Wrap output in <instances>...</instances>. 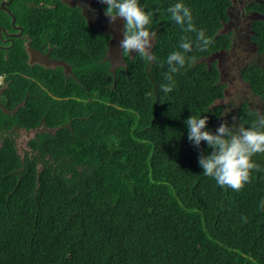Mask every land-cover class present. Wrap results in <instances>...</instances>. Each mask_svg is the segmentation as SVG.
Masks as SVG:
<instances>
[{
  "label": "trees",
  "instance_id": "1",
  "mask_svg": "<svg viewBox=\"0 0 264 264\" xmlns=\"http://www.w3.org/2000/svg\"><path fill=\"white\" fill-rule=\"evenodd\" d=\"M138 2L154 13L155 61L123 53L125 65L112 68L109 36L97 38L68 13L47 26L61 31L54 53L72 75L28 65L21 40L0 51L8 81L0 87V133L8 130L0 143V264H264V153L252 157L258 170L241 190L221 187L198 164L212 149L194 146L185 123L207 116L215 133L224 122L248 127L264 117V63L241 70L261 108L245 103L235 121H220L225 85L217 63L203 59L230 46L220 31L230 0ZM176 2L212 44L193 46L166 94L167 56L182 36L195 38L167 12ZM23 8L16 14L36 23L38 9ZM6 17L0 12V26ZM254 29L264 53V23ZM16 128L44 129L23 158Z\"/></svg>",
  "mask_w": 264,
  "mask_h": 264
},
{
  "label": "clouds",
  "instance_id": "2",
  "mask_svg": "<svg viewBox=\"0 0 264 264\" xmlns=\"http://www.w3.org/2000/svg\"><path fill=\"white\" fill-rule=\"evenodd\" d=\"M100 2L106 5L105 16L109 19L110 24L115 25L117 18L123 20V27L120 29L122 38L118 43V52H121L122 56L123 53L135 52L143 59L155 61L157 58L150 54L149 31L154 13L146 12L139 5L138 0H100ZM94 12L95 9H93ZM167 12L183 32L194 33L195 38L182 36L178 46L179 50L173 51L167 56L165 63L168 68L164 76L166 83L160 85L161 90L166 94L175 87L174 74L185 66L186 54L193 50V46L195 45L197 49L203 51L212 44V38L205 35V30L197 29L193 23L191 10L184 3L176 2L172 4L167 8ZM113 31H116L115 27ZM154 34L151 33V35ZM218 53L220 52L214 54ZM214 58L213 61L207 64L212 65L215 63ZM216 63L218 68L219 63ZM218 69L220 82L222 83V74L220 68ZM0 79L3 80L2 77ZM245 83L247 82L245 81ZM151 94V92L146 93L148 96H151ZM233 120L235 121L236 117H233ZM207 121V116L201 118V116L196 115H191L185 121L188 128V140L197 148H199L202 141H206L208 147L212 149L210 154L201 153L198 156V164L203 169V175L214 178L221 187L239 191L246 183L250 182L252 170H258V165L253 162L252 157L256 153H264V117L254 121L248 127H245L244 124L236 126L235 123L229 126L227 122H224L217 127L215 133L207 129ZM32 131L36 130L30 132ZM28 151L30 152L29 148ZM260 209L264 210V199L260 201ZM241 219L242 222H247L246 217L242 216Z\"/></svg>",
  "mask_w": 264,
  "mask_h": 264
},
{
  "label": "flooded vegetation",
  "instance_id": "3",
  "mask_svg": "<svg viewBox=\"0 0 264 264\" xmlns=\"http://www.w3.org/2000/svg\"><path fill=\"white\" fill-rule=\"evenodd\" d=\"M230 2V7L227 10V20L223 22L220 30L223 34L229 36L230 46L228 49L219 52L225 55L232 52L237 46L244 47L245 51L254 49L256 52L254 57L258 58L255 64L262 65L264 53L260 51L258 34L254 27L260 22L264 23V12H262L264 0H230ZM24 5L34 7L35 10L38 9L35 15L36 23L31 22L29 17L24 18L16 14L15 9H22ZM105 8L106 5L101 3L100 0H30V2L28 0H0V12L7 16V21H4V25L0 26V51L8 52L11 47L18 43L17 40H21L22 46L28 54V65H38L41 68L51 70L62 68L63 73L68 77L72 75V67L70 66L71 71L66 72L63 67L55 64L57 61H64L57 58L59 55L54 53L57 48V38L61 31L56 27H48L47 21L50 22L52 15L60 18L63 14L68 13L83 23L92 33H95L97 38L108 35L110 40L108 41L109 49L106 53V59L111 51L116 52L117 50L120 27L118 20L115 25L109 23V19L105 16ZM93 9H95L94 13ZM260 16H262V19H257ZM114 27L116 31H113ZM34 33L38 35L36 40L34 39ZM30 50L40 53L39 58L44 63H35L30 55ZM5 59H8V54H6ZM252 63L249 62L246 65ZM47 64L52 65L47 67ZM5 75L0 76L3 78L0 81V87L3 90L8 88ZM5 135H8V130Z\"/></svg>",
  "mask_w": 264,
  "mask_h": 264
},
{
  "label": "rangeland",
  "instance_id": "4",
  "mask_svg": "<svg viewBox=\"0 0 264 264\" xmlns=\"http://www.w3.org/2000/svg\"><path fill=\"white\" fill-rule=\"evenodd\" d=\"M121 38L122 37H120V39ZM150 40L152 48V45L155 41L153 35L150 37ZM243 49L245 48L239 47L238 53L232 57L231 60H226L224 62L222 61L220 63L222 83L226 86V96L216 104L223 107L224 119L233 120V117L237 118L238 107L243 103L249 104L253 109H260L263 105V100L260 97L254 95L250 86L241 78L240 73L243 67L249 62L256 63L255 61L258 59L254 57V54L256 53L254 49H250V51H245ZM134 53L135 52L130 53V55L132 56ZM229 56H231V54L224 56V58ZM106 61L111 63L112 68L125 65L123 56L121 55V52H118V50H116V52L111 51V53L108 54ZM43 130V128L32 132H27L18 128L13 130L15 132L13 137L16 140L18 151L22 158L24 157L25 152H28V141L35 136L37 131L41 132ZM5 136V134L0 133V143Z\"/></svg>",
  "mask_w": 264,
  "mask_h": 264
},
{
  "label": "water",
  "instance_id": "5",
  "mask_svg": "<svg viewBox=\"0 0 264 264\" xmlns=\"http://www.w3.org/2000/svg\"><path fill=\"white\" fill-rule=\"evenodd\" d=\"M257 19H262V16L258 17ZM118 22H119V27L120 29H122L123 27V20L122 18H117ZM221 34H223L221 32ZM119 36V41H120V37H122V32L120 31V34L118 35ZM155 42V41H154ZM154 45V44H153ZM152 45V47H153ZM238 48L239 46H237V48H235L232 52H229L225 55H222V53H218V54H214L212 57L208 58V59H204L203 61L206 62V63H210L211 61H213V58L215 57V55H217L214 59L215 61H218L219 62V65H218V68H220V63L223 61H226V60H231L232 57H234L237 53H238ZM152 49V48H151ZM150 49V51H151ZM244 50V49H243ZM39 54L38 52L34 51V50H30V55L31 57L33 58V61H35V63H44L43 61H41V59L39 58ZM228 54H231V56L227 57V58H224V56L228 55ZM122 55V53H121ZM133 55V54H132ZM55 64L59 67H63L65 69V71L69 72L71 71V69L69 68V66L65 63V62H62V61H57L55 62ZM52 64H47V67H51ZM224 95L226 96V92L224 93ZM224 96V97H225ZM220 101V100H219ZM218 102V101H217ZM216 102V103H217ZM224 118L222 116V118L220 119V121H223Z\"/></svg>",
  "mask_w": 264,
  "mask_h": 264
},
{
  "label": "crops",
  "instance_id": "6",
  "mask_svg": "<svg viewBox=\"0 0 264 264\" xmlns=\"http://www.w3.org/2000/svg\"><path fill=\"white\" fill-rule=\"evenodd\" d=\"M1 80V79H0Z\"/></svg>",
  "mask_w": 264,
  "mask_h": 264
}]
</instances>
